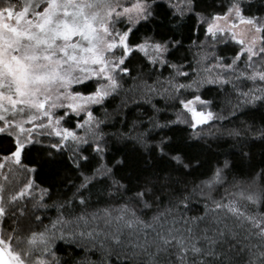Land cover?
<instances>
[{"label":"snow or ice","instance_id":"obj_1","mask_svg":"<svg viewBox=\"0 0 264 264\" xmlns=\"http://www.w3.org/2000/svg\"><path fill=\"white\" fill-rule=\"evenodd\" d=\"M261 12L264 5L254 8L252 0L204 7L198 0H0V264H264V168L242 173L225 160L191 191L180 190L174 185L186 184L185 170L199 162L193 165L171 137L156 140L158 130L178 124L201 139L223 119L202 89L231 86L233 118L238 110L264 109V15L253 14ZM194 18L204 40L197 35L199 43L177 56ZM133 61L141 65L135 76ZM156 97L165 108L179 102L175 120L160 123ZM130 104L141 112L131 121L124 111ZM110 118L122 127L106 131L116 128ZM252 131L259 133L253 142H264V128L252 125L226 134L240 139ZM113 138L174 167L142 182L138 176L134 187L122 183L116 168L126 161L101 162ZM66 152L80 183L69 185L70 198L49 205L52 185L44 187L42 177L65 166ZM164 189L172 190L175 211L170 201L145 219L163 204ZM93 197L104 206L90 211ZM197 197L203 215L186 216ZM49 208L57 215L45 224Z\"/></svg>","mask_w":264,"mask_h":264},{"label":"trees","instance_id":"obj_2","mask_svg":"<svg viewBox=\"0 0 264 264\" xmlns=\"http://www.w3.org/2000/svg\"><path fill=\"white\" fill-rule=\"evenodd\" d=\"M198 3H200L201 7H204L206 5L219 4L220 0H198ZM252 3L254 8L259 7L260 5H264V0H252ZM214 10L215 9L212 7L208 8L209 13ZM253 14L264 15V12ZM138 35H140V33H138ZM186 35L190 36V39H185L184 48L177 53V56L185 55L188 48L192 45L194 41L196 43H199V41H196L197 35L200 36V40H204L203 32L201 31L197 33L196 31L195 18L192 22V31L190 33H186ZM177 38L179 39L180 37L178 36ZM194 51H196V49H193V52ZM222 54L226 56H231L232 53L225 51ZM188 59L191 60L192 56L189 55ZM132 66L134 68L133 76H135L140 70L141 65L133 61ZM151 68L152 65H148L143 70L146 79L147 74L149 73V70ZM157 68L159 69L158 65ZM168 75L169 71L165 70L163 72V76L167 77ZM155 78L156 75L152 74V80H154ZM151 82V80L148 81V83ZM129 84H131V81H129ZM249 86H251L250 83ZM125 87H127V85H125ZM230 90L231 86H229L225 92H221L218 88H214L211 91H204L203 89L201 90L204 93L203 98L205 100L212 101L211 110L217 113L218 116L223 117V119H217L211 128L206 127L202 133L201 139H192L191 130L183 124L173 126L172 131L164 129L163 132H159L158 130V135L156 136L157 141L160 139L161 136H165V138L171 137L172 143L177 145L181 149L182 155H187L189 158H191L193 165H195L197 162H199L200 165L198 168L194 167L192 170H185L189 172V174L184 177L186 184L182 183L174 185L175 188L183 190L185 187H187L188 190L191 191L194 185H198L202 180L208 179L212 175V172L215 170V168L222 167L225 160H228L230 162V166L234 167L242 173H247L249 169H254L255 172H259L262 168H264V142L260 141L259 139H256L253 142V136H258V132H248L242 135L240 139L230 137L226 134L227 130L233 128L243 129L249 125H252L254 129L264 128V109L255 113L246 112L245 115H239L240 110H238L237 115L233 118L230 115V113L233 111V106L232 104H229L227 102L226 96V92ZM188 98L191 97L189 96ZM156 99L159 101L157 106L161 109H164V111L159 117L160 123H164L169 119L175 120L176 113L179 110V102L176 101V106L172 107L171 105L173 104V101L169 100L167 102L169 106L165 108V101L160 99L159 97H156ZM119 103V97L116 100L111 101L108 105V111L111 113L112 110L116 108ZM129 107L130 110H124L128 114L129 121L136 119L141 115V112L137 110L134 104H130ZM124 111L120 113L121 119L123 118ZM97 114L100 115L101 118H103L102 109H98ZM113 122L116 123V128H108L106 129V131L115 132L116 129L122 127V125L118 121H115L114 118H110L109 123ZM221 133L224 134L221 135ZM245 139L248 141L247 143L243 142ZM114 141L115 138H113V142H110L112 144V150L108 153L107 160L101 162H106L109 167H112L113 165H115L117 160L124 159L126 163L123 166H119L116 168V177L117 179L123 178L121 180L122 183L129 184V182H131L130 186L134 187L137 183L138 176L141 177L142 182L144 176H148L157 171H159L161 175H167V172L171 171L174 167V165L168 162L167 160H158L156 158V154L149 155L147 152H144L143 154L133 153L131 151V144L124 145ZM0 144L6 145V141H0ZM68 155L69 154L66 152L64 157V160L66 162L65 166L54 170L55 174L49 173L46 170L45 174L42 177V179H44L45 181L43 185L44 187L52 185V198L50 200H47L46 198L47 203L49 205H52L54 202L57 201L63 202L65 198H70L72 196V192L75 189L70 188L69 185H78L80 183V178H78L79 172L74 169L72 161L68 159ZM242 155L244 157L243 159H241ZM95 166L96 165L94 163L93 167ZM7 171V169H4L5 173H7ZM172 176L173 179L178 178L175 172L172 173ZM17 178L22 177L18 175ZM171 192V189H164L162 192H159L158 195L165 197L163 204H154L153 210L147 211L144 218L149 219L153 215V212L157 207H159L161 210H164L165 208L169 207L170 201L171 206H173V210L175 211L174 206L176 203V199L174 196L171 195ZM223 192V188L219 189V192L215 194L216 199H219L220 195H222ZM130 194L131 193H129V195ZM37 195H39L38 192ZM197 199H199V203L193 207L192 211L185 213L186 216L203 215L204 200L200 199L199 197H197ZM95 200L96 197H93V205L89 209L90 211L95 210V208L97 207L104 206L102 203L97 205L95 203ZM28 207L31 208V205L29 204ZM56 215L57 213L54 208L47 209L44 212V223L47 224L48 218H54ZM10 223L11 221L5 223V229L8 228V225ZM22 223L25 225V227L28 226L27 217L23 218ZM42 227L43 225H40V228Z\"/></svg>","mask_w":264,"mask_h":264},{"label":"rangeland","instance_id":"obj_3","mask_svg":"<svg viewBox=\"0 0 264 264\" xmlns=\"http://www.w3.org/2000/svg\"><path fill=\"white\" fill-rule=\"evenodd\" d=\"M205 110H207V109H205ZM4 171V170H3ZM5 173V172H4ZM3 179V177L2 176H0V180H2Z\"/></svg>","mask_w":264,"mask_h":264}]
</instances>
